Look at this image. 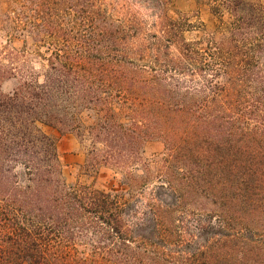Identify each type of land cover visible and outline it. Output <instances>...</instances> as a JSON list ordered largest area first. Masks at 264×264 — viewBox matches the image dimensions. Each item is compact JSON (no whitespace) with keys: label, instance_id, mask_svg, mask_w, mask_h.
Wrapping results in <instances>:
<instances>
[{"label":"trees","instance_id":"trees-1","mask_svg":"<svg viewBox=\"0 0 264 264\" xmlns=\"http://www.w3.org/2000/svg\"><path fill=\"white\" fill-rule=\"evenodd\" d=\"M170 1H7L42 64L0 60V264H264V0H195L194 39ZM43 127L119 187L67 183Z\"/></svg>","mask_w":264,"mask_h":264},{"label":"rangeland","instance_id":"rangeland-1","mask_svg":"<svg viewBox=\"0 0 264 264\" xmlns=\"http://www.w3.org/2000/svg\"><path fill=\"white\" fill-rule=\"evenodd\" d=\"M8 0H0V60L4 65L11 66V63L6 60L9 54L14 52L27 53V61L24 63L19 60L14 64V67L20 69H31L38 72L41 68V61L33 56L35 48L32 42L28 39L24 43V38L13 35L6 28V19L3 13L7 8ZM135 11H138L142 18H146V12L142 9L133 6ZM169 14L177 17L181 14L187 15L190 22L199 26L197 32L188 35L189 39L204 38L213 36L218 38L217 21L211 16L208 9L196 3L195 0H171L169 3ZM44 52V49H40ZM16 85L14 79L5 81L2 84L1 90L4 93L9 92ZM43 132L52 138L55 142L57 152L62 164V174L65 181L69 184L80 182L83 184H91L100 190L117 189L120 184V174L117 171L107 168H97L96 171H87L84 167L86 163V149L84 144H80L77 139L71 134H61L56 129L43 127ZM164 145L161 141H151L145 144L143 158L150 162L155 157L163 153Z\"/></svg>","mask_w":264,"mask_h":264}]
</instances>
